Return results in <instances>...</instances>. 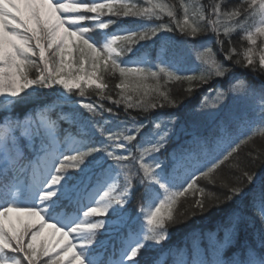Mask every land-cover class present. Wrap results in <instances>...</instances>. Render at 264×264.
Here are the masks:
<instances>
[{
  "label": "snow or ice",
  "instance_id": "obj_1",
  "mask_svg": "<svg viewBox=\"0 0 264 264\" xmlns=\"http://www.w3.org/2000/svg\"><path fill=\"white\" fill-rule=\"evenodd\" d=\"M237 68L264 75V0H0V264H264V81ZM205 85L210 131L165 111Z\"/></svg>",
  "mask_w": 264,
  "mask_h": 264
},
{
  "label": "trees",
  "instance_id": "obj_2",
  "mask_svg": "<svg viewBox=\"0 0 264 264\" xmlns=\"http://www.w3.org/2000/svg\"><path fill=\"white\" fill-rule=\"evenodd\" d=\"M206 3L207 0H204ZM230 2H234V0H230ZM109 17H104V19H108ZM112 19H117L118 24H128L131 23L133 18H116L112 17ZM117 25L110 26V28H115ZM163 35V34H162ZM168 35H173V34H168ZM177 39H182V37L177 33L175 34ZM239 33L236 34L234 38L238 39ZM198 39L201 40H206L210 39V37H200ZM213 48H215V44L212 45ZM236 72L238 75H243L247 77V80L249 83L255 84L259 86L260 81H264V75H259L256 73H253L249 70L245 69H240L237 68ZM258 77V78H256ZM217 83L216 80L212 81V84ZM226 83V81H225ZM211 85H205L203 88L198 89L196 92L193 93L191 97H185V94L182 90L177 89L174 92V95L180 99L183 100V102L180 104L179 108L177 109H166L165 111L169 112H177L180 117V121L183 122H195L197 126V130L201 132H208L210 131L213 126H214V119L213 117H204L201 112L199 111H193V109L196 108V106L199 104L200 97L201 95L206 92V90L210 87ZM42 93H47L50 90L48 89H42L40 90ZM34 100L36 99L35 97L33 98ZM50 99V98H49ZM75 99V96L73 97ZM38 103H43L45 102L43 98L41 97L40 100L36 101ZM225 104L228 105V109H225V112L231 111L234 113H240V112H251V109L249 107L251 102H239V101H233L231 98L227 101L224 102ZM36 106V103L29 102L27 104H22V105H17L15 109L13 110V115L19 114L20 116H23L28 109L34 108ZM214 111V110H211ZM5 115L3 110H0V117H3ZM221 115H224V113H221ZM63 127H67V125H63ZM256 146L259 148L264 149V140H261L259 138L256 139L255 141ZM248 151V148H243L240 153L241 159H245V153ZM248 166L251 170H254L258 172L260 175L264 176V163H261L260 161L255 162V164L248 162ZM221 174L225 177L229 176V172L227 168H222L220 170ZM201 185H205V181H200ZM136 206V200L134 199L130 207H135ZM220 215V211L217 209H212L211 212L206 213L205 216H195L192 219L186 220L184 223H178L176 226L171 227L169 229L170 232V238L163 242V244L160 246L162 249H172V251H176V246L181 244V247L184 249L189 248L192 244H194V241L197 237V235L204 233L205 236H207V233L210 230H213L215 227V219ZM15 216V214H13ZM259 225L257 224V227ZM51 229L45 228L44 229V236L48 237L49 234L51 233ZM243 238V234H242ZM230 250L229 252H231ZM151 255V254H149ZM47 259V258H46Z\"/></svg>",
  "mask_w": 264,
  "mask_h": 264
}]
</instances>
